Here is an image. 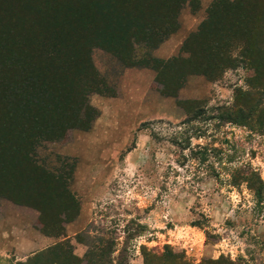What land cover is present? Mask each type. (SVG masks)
I'll use <instances>...</instances> for the list:
<instances>
[{
  "label": "rangeland",
  "instance_id": "rangeland-1",
  "mask_svg": "<svg viewBox=\"0 0 264 264\" xmlns=\"http://www.w3.org/2000/svg\"><path fill=\"white\" fill-rule=\"evenodd\" d=\"M57 1L55 13L27 9L9 34L22 47L0 54V264L55 247L83 258L107 240L126 264H145L143 246L165 254L161 264H264V207L246 183H230L237 167L264 179V132L185 123L193 100L208 115L254 90L257 69L246 60L217 77L180 78L176 59L214 5L234 0H182L174 31L154 47L142 27L160 0ZM81 71L91 85L77 93L65 79ZM161 75L182 87L164 93ZM205 146L202 161L193 151Z\"/></svg>",
  "mask_w": 264,
  "mask_h": 264
},
{
  "label": "trees",
  "instance_id": "trees-1",
  "mask_svg": "<svg viewBox=\"0 0 264 264\" xmlns=\"http://www.w3.org/2000/svg\"><path fill=\"white\" fill-rule=\"evenodd\" d=\"M15 1L16 0H5L6 3H2V5L0 3V41H2V44L0 43V54L6 55V59L9 55L12 56L13 52L15 53L14 50H19L22 47L13 49L16 44V38L14 36L13 38L9 37V34H12L10 30L22 17L24 21L29 20L27 16L29 13H26L27 9L31 11L36 9L39 13L42 12L39 11L40 9H48L52 12L60 11L61 8L64 9V6L57 7L49 3L52 1L57 4L59 3L57 0H49V2L39 4H36L33 0H17L18 5H14ZM181 1L182 0H160L157 7L151 11L153 14L150 16V24L147 23L142 27L148 29L150 35L145 37L143 41L150 45V47H154L161 43L174 31L175 19L172 16H174L178 9V4ZM54 13L51 15H54ZM51 15L49 14L48 16ZM16 32H18V29H16ZM263 33L264 0L222 1L214 5L213 9L209 12L208 18L186 39L183 49L188 52V57L180 56L176 58L184 64V66H181L179 69L180 78L182 73L183 76L197 74L205 75L207 78L217 77L219 73H221L220 71L236 68L247 60L249 61L247 65H253L257 69L256 73L249 79L254 90L245 92L240 89V93L235 97L236 101L234 104L213 107L211 113L208 115H206V111H204L200 105H197L199 102L193 100L191 102L194 107L192 106L193 108L187 109L189 117L186 119L185 123H191V121L197 120L198 118H203L202 120L204 121L218 120V126L226 123H236L245 125L252 131L264 132V68L263 63L261 64L264 55L259 57V55L254 54L256 48H258L260 44H264ZM17 40H19V38H17ZM128 46H130V43ZM224 47L228 49L225 50ZM233 48L239 50L237 55H234L232 52L231 49ZM262 49L263 48L260 47L258 51ZM259 54H262V52H259ZM0 61L4 63L2 60ZM132 62L137 64V61L135 62L133 60ZM81 74L82 71L78 75L69 76L65 79L66 82L68 78L74 77L71 80L69 79V82H73V84H71L77 89V93H80L86 86L91 85L89 80L86 79L84 81ZM161 74L163 75L164 73L162 72ZM12 75L15 74L13 73ZM174 76L179 77L177 73H174ZM76 78L81 81L79 82ZM160 81L165 83L163 87L164 93H169L176 87H182L180 84L181 81L179 80L176 81L177 85H174V87L172 82L167 81L163 76L160 78ZM28 91H30V89ZM73 97L78 103L77 108H80V106L83 107L77 94H73ZM247 97H257V100L249 104V101L246 99ZM12 120L13 119H11V121ZM2 123L3 120L0 119V124ZM181 146H183V144H181ZM203 148L204 150L201 151H193V154L200 153L202 155V161H206L210 154L208 153L209 147L205 146ZM212 150L220 153L222 148L219 149L215 147ZM218 158L219 161H223L224 159L220 156ZM212 164L211 166L214 169V165ZM55 179L57 185L64 186V181L61 180L60 177ZM230 183H234V185L246 183L253 192L257 200V205L260 209L264 207V179L258 170L253 167L249 169L233 168L230 172ZM11 187L12 189L10 187L8 189L10 192L13 191V184ZM10 194L11 193L6 195L11 200L15 202H24L18 195ZM115 245L116 243H114V241L111 242L109 240L104 241L102 245H92L83 258L72 256L69 249L62 250L55 247L38 253L25 262L22 261L15 264H126L128 260L121 262L119 261V256L113 257L116 252ZM142 248L145 250V264H161L163 262L165 254L158 255L155 252L149 251V249H146L144 246ZM57 250L63 251V253H60L59 256L56 254L59 259H53L50 253ZM173 257V254H170V258L173 259ZM171 259L166 261H170ZM221 261L223 260H211L210 262L216 264ZM169 264L176 263H173L171 260Z\"/></svg>",
  "mask_w": 264,
  "mask_h": 264
}]
</instances>
